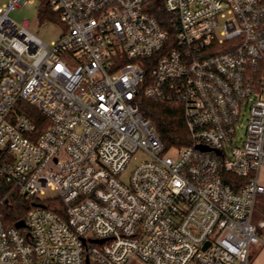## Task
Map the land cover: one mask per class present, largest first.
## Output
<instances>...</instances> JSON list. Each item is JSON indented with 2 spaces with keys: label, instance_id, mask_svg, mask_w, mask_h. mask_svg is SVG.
<instances>
[{
  "label": "built area",
  "instance_id": "1",
  "mask_svg": "<svg viewBox=\"0 0 264 264\" xmlns=\"http://www.w3.org/2000/svg\"><path fill=\"white\" fill-rule=\"evenodd\" d=\"M21 1L0 5V206L32 205L24 227L0 218V264H248L264 0H41L63 26L51 44L9 17ZM141 92L179 105L189 143L164 148Z\"/></svg>",
  "mask_w": 264,
  "mask_h": 264
},
{
  "label": "trees",
  "instance_id": "2",
  "mask_svg": "<svg viewBox=\"0 0 264 264\" xmlns=\"http://www.w3.org/2000/svg\"><path fill=\"white\" fill-rule=\"evenodd\" d=\"M151 13L160 20L161 10L154 8L151 10ZM38 18L40 21L46 19L58 20V14L53 12L46 3H42V6L39 8ZM138 107L141 115L152 123L166 150L172 147L178 148L189 143L190 138L182 119L181 109L177 103L154 101L143 96L141 92L138 98ZM24 108L37 125L44 120V117L34 107L26 105ZM7 190L6 186H0V196ZM31 205V203L20 199L16 193H12L9 199L0 206V218L3 224L5 226H12L18 220H24L26 212ZM258 211L260 213L258 215L264 218V205L262 203L258 205Z\"/></svg>",
  "mask_w": 264,
  "mask_h": 264
},
{
  "label": "rangeland",
  "instance_id": "3",
  "mask_svg": "<svg viewBox=\"0 0 264 264\" xmlns=\"http://www.w3.org/2000/svg\"><path fill=\"white\" fill-rule=\"evenodd\" d=\"M8 2V0H0V5ZM42 6L41 0H22L17 7L9 11V17L15 23H22L23 21L28 22L27 29L44 41L47 44H51L55 41L62 33L63 26L62 23L55 19H46L44 21H40L38 18L39 8ZM241 130L237 129V133L240 134ZM149 156L142 150H138L135 152L129 162L127 163L124 171L120 174V179L126 183L129 179L131 171L144 160H147ZM259 180L264 185V170L259 171ZM46 195L55 196V192L47 191ZM262 203L264 205V194L263 196L258 195L255 202V208L252 213V223L256 227V233L260 237V239L264 238V227L259 225L260 221L264 218L258 211V205ZM262 246H264L260 241L251 243L248 248L249 258L248 264H250L254 258V256L260 253V264H264V248L262 250ZM130 264H146L139 262L137 260H133Z\"/></svg>",
  "mask_w": 264,
  "mask_h": 264
},
{
  "label": "crops",
  "instance_id": "4",
  "mask_svg": "<svg viewBox=\"0 0 264 264\" xmlns=\"http://www.w3.org/2000/svg\"><path fill=\"white\" fill-rule=\"evenodd\" d=\"M263 194H261L260 196H262ZM264 246H262V250H263ZM261 253V252H260ZM260 253L256 254L252 260V262L250 264H260Z\"/></svg>",
  "mask_w": 264,
  "mask_h": 264
},
{
  "label": "water",
  "instance_id": "5",
  "mask_svg": "<svg viewBox=\"0 0 264 264\" xmlns=\"http://www.w3.org/2000/svg\"><path fill=\"white\" fill-rule=\"evenodd\" d=\"M199 147H201L202 149H206L204 146H199ZM14 225H15V227H17V228H20V227H24L25 223H24L23 220H18L17 222H15Z\"/></svg>",
  "mask_w": 264,
  "mask_h": 264
}]
</instances>
